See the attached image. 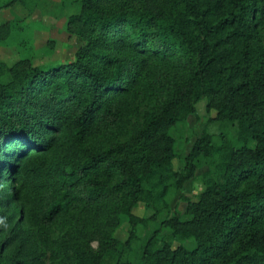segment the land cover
I'll return each instance as SVG.
<instances>
[{
    "label": "trees",
    "instance_id": "trees-1",
    "mask_svg": "<svg viewBox=\"0 0 264 264\" xmlns=\"http://www.w3.org/2000/svg\"><path fill=\"white\" fill-rule=\"evenodd\" d=\"M67 30L66 62L0 61V264H264V0H80ZM203 98L221 130L181 154Z\"/></svg>",
    "mask_w": 264,
    "mask_h": 264
},
{
    "label": "rangeland",
    "instance_id": "rangeland-1",
    "mask_svg": "<svg viewBox=\"0 0 264 264\" xmlns=\"http://www.w3.org/2000/svg\"><path fill=\"white\" fill-rule=\"evenodd\" d=\"M79 8L80 0H38L32 11L19 2L1 9L0 24L7 20H14L18 21V26L0 44V61L10 66L17 61L28 59L33 65H47L72 59L79 40L68 32L67 20L69 15L77 12ZM215 115L214 109H207L204 98L199 100L196 103V113L189 114L184 122L178 123L170 130V134L175 138L176 150L185 154L194 138L205 128L210 133L217 134L221 130L220 125L216 122L208 123L209 119ZM228 130L231 131V128ZM215 139L217 140V135ZM179 163L178 157H174L173 167L178 168ZM208 163L207 159L200 161L194 178L184 183L171 197V208L182 212L186 206L184 198L193 199L199 191L204 189L203 173ZM132 212L140 217L151 214V210L142 202L135 205ZM129 230V222L125 216H122L114 235L124 241L128 237ZM127 259L137 262L139 255L131 251L127 254ZM107 264H114V261L109 260Z\"/></svg>",
    "mask_w": 264,
    "mask_h": 264
}]
</instances>
